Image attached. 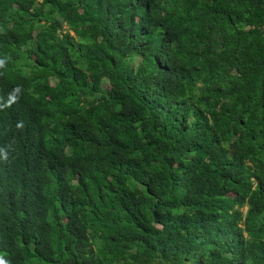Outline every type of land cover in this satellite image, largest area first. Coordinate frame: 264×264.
Returning a JSON list of instances; mask_svg holds the SVG:
<instances>
[{
    "label": "trees",
    "instance_id": "trees-1",
    "mask_svg": "<svg viewBox=\"0 0 264 264\" xmlns=\"http://www.w3.org/2000/svg\"><path fill=\"white\" fill-rule=\"evenodd\" d=\"M0 264H264V0H0Z\"/></svg>",
    "mask_w": 264,
    "mask_h": 264
},
{
    "label": "clouds",
    "instance_id": "clouds-1",
    "mask_svg": "<svg viewBox=\"0 0 264 264\" xmlns=\"http://www.w3.org/2000/svg\"><path fill=\"white\" fill-rule=\"evenodd\" d=\"M134 61L139 62L137 59H135Z\"/></svg>",
    "mask_w": 264,
    "mask_h": 264
}]
</instances>
